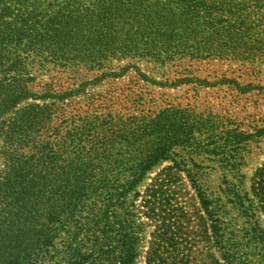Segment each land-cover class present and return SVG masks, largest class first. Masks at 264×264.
Segmentation results:
<instances>
[{"label":"rangeland","instance_id":"374dc122","mask_svg":"<svg viewBox=\"0 0 264 264\" xmlns=\"http://www.w3.org/2000/svg\"><path fill=\"white\" fill-rule=\"evenodd\" d=\"M201 1L206 5H199L194 15L210 22L212 17H208L215 14L211 8H218L224 22L213 26L220 33L201 39L192 54L161 58L128 48L119 50L120 40L142 20L132 16L139 5H98L91 18L70 14L66 18L72 24L70 33L63 29L51 32L52 39H66L75 46L60 54L65 61L27 66V72L10 64L0 68L4 86L12 85L15 75H22L15 84L16 95L25 91L34 95L50 85L53 91H64V96L36 99L24 95L3 120L8 127L13 122L30 124L33 115L45 110L43 117L55 130L51 146L58 167L76 165L78 154L88 148L96 151L95 157L92 153L94 166H104L100 158L104 152L118 153L121 161L117 163L123 167L136 163L134 159L143 161L148 170L138 191L143 195L154 185L153 199L159 205L198 207L185 170L191 171L198 186L213 193H220L227 184L238 185L257 205L253 214L257 236L264 241V210L251 195L257 173L264 184V19L259 23L261 11L243 5L250 0ZM185 19L186 25L196 22L195 17ZM108 31L113 36L112 48L107 44ZM93 37L92 45L89 39ZM4 137L0 136V179L6 167ZM62 181L63 177H56L52 185L60 187ZM231 208L227 203L225 219L245 226L247 219ZM140 222L146 219L142 216ZM150 230L145 228V238ZM66 238L59 233L49 256L39 264H66ZM251 249L244 247L243 252H252L248 258L252 264H264L262 245ZM3 254L0 264L10 263L12 257L3 258Z\"/></svg>","mask_w":264,"mask_h":264},{"label":"trees","instance_id":"16d2710c","mask_svg":"<svg viewBox=\"0 0 264 264\" xmlns=\"http://www.w3.org/2000/svg\"><path fill=\"white\" fill-rule=\"evenodd\" d=\"M98 5H139L132 16L148 22L131 24L118 43L119 50L128 48L159 58L192 54L201 39L220 33L213 25L224 22L214 6L210 22L197 20L194 13L199 5H206L201 0H0V68L10 64L27 72V66L65 61L60 54L75 46L66 39H52L51 32L63 29L70 33L72 24L66 18L73 13L91 18ZM243 5L261 11L257 21L263 22L264 0ZM170 16L174 19L169 20ZM194 17L196 22L183 24L185 18ZM88 33L94 32L90 28ZM111 33L106 34L109 48ZM93 40L89 39L92 45ZM21 78L12 77L9 87L0 80V136H5L1 140L7 147L2 153L6 167L0 179V252L5 254L3 258L12 257L8 264L41 263L61 232L67 235L63 245L66 264H252L248 259L252 252H243V248H264V241L257 236L253 215L257 205L238 185L227 184L220 193H213L198 186L191 171L185 170L198 207L189 203L159 205L153 199L154 185L143 195L138 191L148 170L143 161L134 159L136 163L123 167L117 163L118 153L104 152L100 154L104 166H94L92 153L95 157L96 151L88 148L78 154L76 165L58 167L51 146L55 130L45 121V110L32 116V124L13 122L8 127L3 118L24 95L62 98L65 93L48 85L34 95L29 91L16 95L15 84ZM56 177L64 178L62 187L52 185ZM254 178L251 195L264 210L263 178L258 173ZM227 203L247 219L245 226L225 219ZM142 216L145 223L140 222ZM145 228L151 229L147 238Z\"/></svg>","mask_w":264,"mask_h":264}]
</instances>
